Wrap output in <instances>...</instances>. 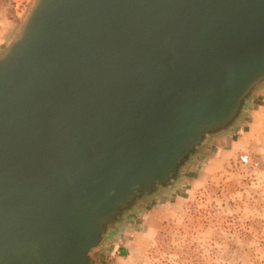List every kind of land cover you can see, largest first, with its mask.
<instances>
[{
    "label": "water",
    "instance_id": "water-1",
    "mask_svg": "<svg viewBox=\"0 0 264 264\" xmlns=\"http://www.w3.org/2000/svg\"><path fill=\"white\" fill-rule=\"evenodd\" d=\"M264 86V0H34L0 51V264H92Z\"/></svg>",
    "mask_w": 264,
    "mask_h": 264
},
{
    "label": "rangeland",
    "instance_id": "rangeland-1",
    "mask_svg": "<svg viewBox=\"0 0 264 264\" xmlns=\"http://www.w3.org/2000/svg\"><path fill=\"white\" fill-rule=\"evenodd\" d=\"M33 1L0 0V51ZM211 159L214 166L208 165ZM151 194L108 227L91 251L92 264H264V86L247 97L226 129L205 136L168 187L157 186ZM151 197H168L171 215L153 229L149 242L121 255L128 222Z\"/></svg>",
    "mask_w": 264,
    "mask_h": 264
},
{
    "label": "crops",
    "instance_id": "crops-1",
    "mask_svg": "<svg viewBox=\"0 0 264 264\" xmlns=\"http://www.w3.org/2000/svg\"><path fill=\"white\" fill-rule=\"evenodd\" d=\"M224 136L226 137L228 134H225ZM238 139L239 138H237L236 141H238ZM220 149V152H223L225 148ZM231 150L234 151V146ZM227 152L229 153L230 150ZM212 161L213 160L211 159L208 165L212 164ZM214 162L222 163L219 159ZM212 166H214V163ZM151 195L152 194H150V196ZM147 202L148 203L142 204L143 206L139 208L140 210L138 209V213L135 212L137 215L135 214L128 222L127 239L122 245L123 249L119 252L122 255L134 253L137 248L139 249V246L149 242L147 237L151 235L153 229L160 224L163 217L169 216L172 213L171 202L168 197H160L158 200L157 197H151Z\"/></svg>",
    "mask_w": 264,
    "mask_h": 264
},
{
    "label": "trees",
    "instance_id": "trees-1",
    "mask_svg": "<svg viewBox=\"0 0 264 264\" xmlns=\"http://www.w3.org/2000/svg\"><path fill=\"white\" fill-rule=\"evenodd\" d=\"M193 151H194V150H193ZM193 151H192V153H193ZM192 153H191V154H192ZM191 154H190V155H191ZM156 187H157V186H156ZM156 187H155L154 189H156ZM121 255H122V254H121ZM123 255H125V254H123Z\"/></svg>",
    "mask_w": 264,
    "mask_h": 264
}]
</instances>
